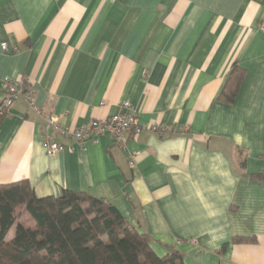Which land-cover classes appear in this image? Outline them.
I'll list each match as a JSON object with an SVG mask.
<instances>
[{"label": "crops", "instance_id": "crops-1", "mask_svg": "<svg viewBox=\"0 0 264 264\" xmlns=\"http://www.w3.org/2000/svg\"><path fill=\"white\" fill-rule=\"evenodd\" d=\"M263 20L264 0H0V96L4 77L22 80L42 112L19 99L0 119V184L102 199L185 264H264ZM233 62L245 75L226 104ZM125 100L167 132L46 155L44 115L81 126Z\"/></svg>", "mask_w": 264, "mask_h": 264}, {"label": "trees", "instance_id": "trees-1", "mask_svg": "<svg viewBox=\"0 0 264 264\" xmlns=\"http://www.w3.org/2000/svg\"><path fill=\"white\" fill-rule=\"evenodd\" d=\"M244 75V68L233 62L218 100L232 103ZM18 208L33 227L17 221ZM11 227L13 234L6 238ZM248 241L254 239L232 238V243ZM150 244L147 233L102 199L69 190L37 197L27 180L0 184V264H185L181 251L166 246L167 253L159 256Z\"/></svg>", "mask_w": 264, "mask_h": 264}, {"label": "built area", "instance_id": "built-area-1", "mask_svg": "<svg viewBox=\"0 0 264 264\" xmlns=\"http://www.w3.org/2000/svg\"><path fill=\"white\" fill-rule=\"evenodd\" d=\"M264 30V20L261 22ZM2 49L6 43H1ZM23 99L30 109L41 114V109L35 104L33 89L24 87L22 80H11L8 77L2 79V93L0 96V116L6 115L13 104ZM121 111L104 118L92 119L81 126H67L56 115H44L42 147L47 156L67 150L73 152L75 147L84 148L86 142L97 143L98 139L106 136L114 144L124 145L128 136H136L147 129L162 135L167 132V127L162 125H142L139 123L136 107L128 100L121 103ZM185 131V129H184ZM56 137L69 140V143L56 140ZM136 153H128L130 165L134 163Z\"/></svg>", "mask_w": 264, "mask_h": 264}]
</instances>
